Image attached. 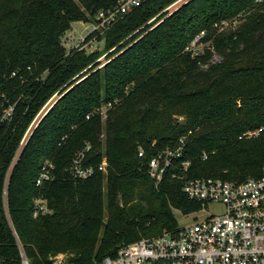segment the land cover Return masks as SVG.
Masks as SVG:
<instances>
[{"label": "trees", "instance_id": "obj_1", "mask_svg": "<svg viewBox=\"0 0 264 264\" xmlns=\"http://www.w3.org/2000/svg\"><path fill=\"white\" fill-rule=\"evenodd\" d=\"M174 1L144 0L95 33L102 51L110 50L98 67L102 51L66 50L60 38L71 22H90L114 0H0V109L14 105L10 122L0 123V257L7 264L20 260L12 227L30 264H54L57 253L68 254L65 264L100 263L123 244L176 228L172 210L187 215L200 203L171 176L183 174L177 160L155 185L147 162L158 150L181 145L188 178L258 175L264 135L239 136L264 123V0H184L162 12ZM233 18L232 30L214 27ZM201 31L202 41L214 36L220 61L185 50ZM71 84L32 130L6 184L26 127ZM81 151V164L95 167L85 178L71 172ZM44 162L51 177L36 185ZM35 198L51 212L33 216Z\"/></svg>", "mask_w": 264, "mask_h": 264}, {"label": "built area", "instance_id": "obj_2", "mask_svg": "<svg viewBox=\"0 0 264 264\" xmlns=\"http://www.w3.org/2000/svg\"><path fill=\"white\" fill-rule=\"evenodd\" d=\"M143 1L114 0L115 5L112 8L100 9L95 14L92 31L96 34L104 33ZM180 1H174L164 8L163 12L170 10ZM154 18H151L147 23ZM204 34V31L197 34L186 45L185 50L191 51L192 55L200 53L197 51V47L202 45L201 37ZM54 95L55 93L43 104L26 127L15 151L14 162L7 171L6 184L23 145L40 118L47 111L42 112L43 108ZM13 109V104H8L0 109V123L10 122ZM179 119L182 120V117ZM260 135H264V123L244 131L239 138L251 139ZM181 143L182 140H180ZM87 149L88 146L85 147V150ZM182 155L183 150L180 145L175 149L158 150L149 158L147 172L155 185L161 181L167 170L176 167L174 161L177 160V165L183 174L178 175L172 172L171 176L176 177L177 175L178 178L182 179L183 193L188 199L200 203V209L197 212H206L209 203L222 204L223 212L221 214L208 213L202 219L196 216L197 219L189 224L181 227L177 225L174 229L164 230L159 234L141 237L138 240L123 244L118 247L113 256H105L99 264H264V160L260 164L257 176L233 181L213 176L188 178L184 172L189 161H180ZM83 156L84 152H79L73 159L71 166L73 175L80 178L92 175L95 169L94 166L81 164ZM138 156H143V150H139ZM202 158H206L205 153H203ZM105 165V160H102L96 167L98 170L104 171ZM51 168L50 163H43L36 178V185H40L43 180L51 177ZM5 195L6 191L4 190L3 196ZM32 208L33 216L51 212L42 198H35ZM11 229L19 248V264H30L21 249L13 227ZM53 263L61 264V261H57L53 257ZM0 264H7L2 257H0Z\"/></svg>", "mask_w": 264, "mask_h": 264}, {"label": "rangeland", "instance_id": "obj_3", "mask_svg": "<svg viewBox=\"0 0 264 264\" xmlns=\"http://www.w3.org/2000/svg\"><path fill=\"white\" fill-rule=\"evenodd\" d=\"M183 1L184 0H181L174 7L170 8V10H168V14L171 13L173 11V9L176 8ZM185 1H187V0H185ZM162 12H163V10H162ZM158 15L159 14H157L154 17H157ZM93 20L94 19L90 20V22H82V21H73V22H71L70 28L66 32H64L61 35V38H60L61 42L64 44L66 50H70V49H75V50L87 49V51H92V50H96L97 49L99 51H102L103 43H102L101 40L98 41L95 38V33L92 31V24L94 22ZM236 22H237L236 18L220 20V21H217L216 23H214V27L218 31L223 30V31L226 32L229 29L232 30L234 28ZM87 36H91V38L87 40L86 39ZM213 37L214 36H211V37H209L208 40H205V41L201 40L202 45L197 47V51H200L201 53H209L210 54V56L212 58V63L213 62H218V61L221 60L220 55L218 54V52H217V50L215 48V45H214V42H213V39H214ZM211 48H213V49H211ZM108 52H110V50L107 51V52H103L102 51V53L100 54V56L97 59L99 61V62L97 61L99 63L98 67L102 66L103 63L106 61ZM203 68H205V66H203ZM73 84L68 85L67 88H63L61 92H58V93L56 92L55 95L50 99V102L43 108L42 112L48 110L55 103V101L67 89H69L70 87L73 86ZM105 109H106V107L103 106L101 108V110H100L102 118L104 117ZM41 113H40V115H41ZM40 115H39V117H40ZM179 117H182V116H180V115L176 116L178 121H180ZM104 184H105L104 185V192H106V188L107 187H106V182L105 181H104ZM104 202H105V197H104ZM223 210H224V208H223L222 204H220V203H209L207 205L206 212H196L194 214L184 215V214H181L176 209H173L172 211H173V214H174V216H175V218L177 220V225L179 227H181L183 225L191 223L193 221V219H192L193 216H197L199 219H202V218L206 217L208 215V213L221 214L223 212ZM104 216H106V215H104ZM101 233H102V231L100 229L97 232L98 236H101ZM53 257L56 258L57 261L58 260L61 261V264H65V262L68 260V254H66V253H57ZM91 264H99V263H96V262L93 261Z\"/></svg>", "mask_w": 264, "mask_h": 264}, {"label": "water", "instance_id": "obj_4", "mask_svg": "<svg viewBox=\"0 0 264 264\" xmlns=\"http://www.w3.org/2000/svg\"><path fill=\"white\" fill-rule=\"evenodd\" d=\"M30 137V136H29ZM29 139V138H28ZM28 139H27V141H28ZM27 141H26V143H27ZM26 143L23 145V147H22V149H21V151H20V154H21V152L23 151V149H24V147H25V145H26ZM19 154V155H20ZM19 157V156H18ZM18 160V159H17ZM17 160H16V162L14 163V165L17 163ZM14 165H13V167H14ZM13 167H12V169H13ZM11 172H12V170H11ZM11 172H10V175H11ZM10 177V176H9ZM193 220H196L197 219V217L196 216H193V218H192Z\"/></svg>", "mask_w": 264, "mask_h": 264}]
</instances>
